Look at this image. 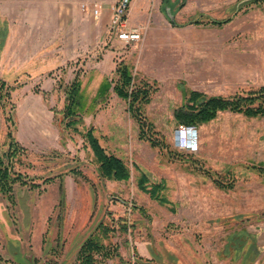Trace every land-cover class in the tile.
<instances>
[{"label":"rangeland","instance_id":"rangeland-1","mask_svg":"<svg viewBox=\"0 0 264 264\" xmlns=\"http://www.w3.org/2000/svg\"><path fill=\"white\" fill-rule=\"evenodd\" d=\"M141 1L145 22L128 23L142 38L124 43L101 15L79 22V2L54 26L43 0H0V264H79L91 234L93 264H264V116L219 111L191 125L197 150L174 146L183 90L264 85V0ZM123 63L148 89L143 130L112 89ZM76 79L80 120L65 113ZM90 128L128 179L101 175ZM154 183L165 202L142 190Z\"/></svg>","mask_w":264,"mask_h":264},{"label":"trees","instance_id":"trees-1","mask_svg":"<svg viewBox=\"0 0 264 264\" xmlns=\"http://www.w3.org/2000/svg\"><path fill=\"white\" fill-rule=\"evenodd\" d=\"M229 18L222 21H212V23L227 22ZM118 77L113 81L112 89L121 98L125 99L128 104V111L136 117L140 129L143 130L145 119L141 117V109L143 103L148 101V89L133 83V75L127 64H119L116 67ZM0 85H5L0 81ZM111 87L109 81L104 80L99 88L98 95H104ZM185 102L180 107L175 109L174 116L179 124L195 125L207 122L213 119L219 111L229 110L236 113H242L246 116H264V85H261L255 90H250L246 93H236L233 96L225 97L221 95L205 96L203 93L191 90L188 93L183 90ZM85 109V95L81 88V81L74 80L68 88L67 102L65 103V113L68 115L77 116L80 120V112ZM89 141L96 161L99 163V170L103 177L113 180H125L130 176V171L126 163L118 156L112 153H107L94 135L92 128L84 134ZM152 145H156L152 141ZM11 150L9 156H14L18 148L16 141H11L9 144ZM259 169V168H258ZM261 171V170H259ZM7 177V169L1 167L0 158V187L4 189ZM140 183L147 181L146 174L141 172ZM4 182V183H3ZM141 188H144L141 185ZM151 189H142L148 191L154 198H159V201L165 202L164 196H160L158 190H161L159 183L151 184ZM100 239L97 235L88 236L82 243L79 249V264H93V251H98L101 248Z\"/></svg>","mask_w":264,"mask_h":264},{"label":"built area","instance_id":"built-area-1","mask_svg":"<svg viewBox=\"0 0 264 264\" xmlns=\"http://www.w3.org/2000/svg\"><path fill=\"white\" fill-rule=\"evenodd\" d=\"M132 0H115L110 6L109 29L116 34V37L124 43L138 41L142 38L143 30L138 26H130L128 23V11ZM93 15H99L96 4L91 9ZM194 126L179 124L175 130L174 146L180 149L192 151L197 148L196 141L190 135ZM193 142V144L190 143Z\"/></svg>","mask_w":264,"mask_h":264},{"label":"crops","instance_id":"crops-1","mask_svg":"<svg viewBox=\"0 0 264 264\" xmlns=\"http://www.w3.org/2000/svg\"><path fill=\"white\" fill-rule=\"evenodd\" d=\"M70 2L71 3L69 4V7H68L67 3H63V0H43V8H42L43 9V15H44V18L48 19V22H47L48 25L52 24L55 26V24H57V20L60 21V18H61L60 10L63 8L64 9L70 8V10H72L74 8L72 3H74V2H79V4H81V6H82L81 7L82 9L80 8L81 11H78L77 15H74V17L76 19H78L79 22L83 23V19H84L85 15L94 16L92 11H91L94 4H96V8L99 9V15L98 16L101 15L105 21L107 20V22H109L108 20H109V16H110V6H111L112 2L106 1V0H86V2H83V0H70ZM141 7H144V8L142 9ZM82 10L86 11L85 15H83ZM128 14H129V19L131 20V23L145 22L146 11H145V6L142 5V1L141 0H133L132 6L130 7ZM17 16H19V15H17ZM204 123H206V122H204ZM190 135L192 136L191 137L192 140L196 141L197 148H198V146H199V137L198 136L199 135H197V133H195V129H193L191 131ZM197 148L192 150L191 152L197 150Z\"/></svg>","mask_w":264,"mask_h":264}]
</instances>
